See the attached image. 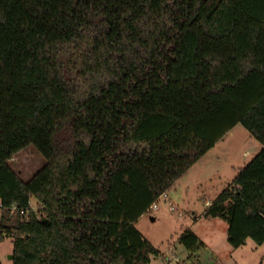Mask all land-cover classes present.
Segmentation results:
<instances>
[{"label":"trees","instance_id":"trees-1","mask_svg":"<svg viewBox=\"0 0 264 264\" xmlns=\"http://www.w3.org/2000/svg\"><path fill=\"white\" fill-rule=\"evenodd\" d=\"M237 124L261 149L202 213L233 248L264 243V0H0L11 264H150L135 223ZM29 145L44 163L23 180Z\"/></svg>","mask_w":264,"mask_h":264},{"label":"rangeland","instance_id":"rangeland-1","mask_svg":"<svg viewBox=\"0 0 264 264\" xmlns=\"http://www.w3.org/2000/svg\"><path fill=\"white\" fill-rule=\"evenodd\" d=\"M261 149V145L241 125H235L180 179L176 187L158 200V208L142 215L135 223L141 235L158 251L150 264H264V243L251 239L238 248L227 242V223L202 213ZM43 157L29 145L11 160L12 168L27 180L42 164ZM172 207L173 209H170ZM16 215L8 213L13 223ZM191 229L202 245L189 252L177 241L179 233ZM12 241L0 239V264H11Z\"/></svg>","mask_w":264,"mask_h":264},{"label":"built area","instance_id":"built-area-1","mask_svg":"<svg viewBox=\"0 0 264 264\" xmlns=\"http://www.w3.org/2000/svg\"><path fill=\"white\" fill-rule=\"evenodd\" d=\"M162 196H163V195H162ZM159 199H160V198H159ZM159 199H158V200H159ZM158 200H156V201L150 206V208H149V211H150V212H151L152 210L158 208ZM2 208H3V205H2V203L0 202V212H1ZM170 209H173V208L170 207ZM15 210H16V207H15V206H12V207L9 209V212H10V213H14Z\"/></svg>","mask_w":264,"mask_h":264},{"label":"water","instance_id":"water-1","mask_svg":"<svg viewBox=\"0 0 264 264\" xmlns=\"http://www.w3.org/2000/svg\"><path fill=\"white\" fill-rule=\"evenodd\" d=\"M9 258L11 259V258H12V256H11V255H9Z\"/></svg>","mask_w":264,"mask_h":264},{"label":"crops","instance_id":"crops-1","mask_svg":"<svg viewBox=\"0 0 264 264\" xmlns=\"http://www.w3.org/2000/svg\"><path fill=\"white\" fill-rule=\"evenodd\" d=\"M176 185V184H175ZM174 187H176V186H174Z\"/></svg>","mask_w":264,"mask_h":264}]
</instances>
